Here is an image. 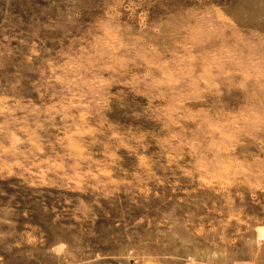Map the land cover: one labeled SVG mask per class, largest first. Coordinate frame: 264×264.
<instances>
[{"label": "rangeland", "instance_id": "rangeland-1", "mask_svg": "<svg viewBox=\"0 0 264 264\" xmlns=\"http://www.w3.org/2000/svg\"><path fill=\"white\" fill-rule=\"evenodd\" d=\"M0 264H264V0H0Z\"/></svg>", "mask_w": 264, "mask_h": 264}]
</instances>
